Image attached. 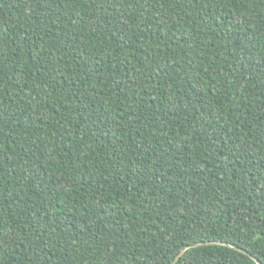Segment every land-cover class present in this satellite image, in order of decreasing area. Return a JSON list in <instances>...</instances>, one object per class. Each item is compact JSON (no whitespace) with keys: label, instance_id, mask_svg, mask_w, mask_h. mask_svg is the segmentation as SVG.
<instances>
[{"label":"trees","instance_id":"obj_1","mask_svg":"<svg viewBox=\"0 0 264 264\" xmlns=\"http://www.w3.org/2000/svg\"><path fill=\"white\" fill-rule=\"evenodd\" d=\"M0 264H264V0H0Z\"/></svg>","mask_w":264,"mask_h":264},{"label":"water","instance_id":"obj_2","mask_svg":"<svg viewBox=\"0 0 264 264\" xmlns=\"http://www.w3.org/2000/svg\"><path fill=\"white\" fill-rule=\"evenodd\" d=\"M215 243H218V242H215ZM203 244H205V243H197V244L186 246L185 249L183 250V252L190 249V248L198 247V246L203 245ZM207 244H210V243H207ZM225 244L228 245L227 243H225ZM181 254L178 256V258L181 256Z\"/></svg>","mask_w":264,"mask_h":264}]
</instances>
